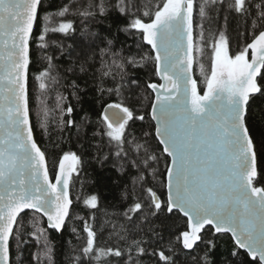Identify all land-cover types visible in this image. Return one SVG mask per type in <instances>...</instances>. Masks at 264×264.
Returning <instances> with one entry per match:
<instances>
[{
  "label": "trees",
  "instance_id": "obj_1",
  "mask_svg": "<svg viewBox=\"0 0 264 264\" xmlns=\"http://www.w3.org/2000/svg\"><path fill=\"white\" fill-rule=\"evenodd\" d=\"M174 0H41L29 40L27 104L34 143L55 182L68 163L69 213L49 228L22 212L10 264H260L230 234L190 223L168 206L170 158L154 132L151 85L159 83L147 26ZM194 88L209 89L220 62L251 58L264 37V0H187ZM221 64V65H222ZM245 114L264 191V63ZM108 104L130 114L115 130ZM73 167H70V161ZM154 195L158 198L155 203Z\"/></svg>",
  "mask_w": 264,
  "mask_h": 264
},
{
  "label": "water",
  "instance_id": "obj_2",
  "mask_svg": "<svg viewBox=\"0 0 264 264\" xmlns=\"http://www.w3.org/2000/svg\"><path fill=\"white\" fill-rule=\"evenodd\" d=\"M40 1L0 0V264H10L9 240L22 212L37 211L49 228H57L70 208L69 164L60 167L52 186L29 121V40ZM146 30L160 80L151 85L150 117L170 158L168 206L187 217L189 236L210 225L264 264V191L252 185L256 160L245 127L246 85L263 66L264 44L250 48L243 78L229 86L226 74L218 76L194 106L187 0ZM102 113L115 130L130 117L115 104Z\"/></svg>",
  "mask_w": 264,
  "mask_h": 264
},
{
  "label": "rangeland",
  "instance_id": "obj_3",
  "mask_svg": "<svg viewBox=\"0 0 264 264\" xmlns=\"http://www.w3.org/2000/svg\"><path fill=\"white\" fill-rule=\"evenodd\" d=\"M180 1L181 0H174V3H175V7H174V10L176 11L179 7V4H180ZM237 2V5L238 6H241L244 2V0H236ZM189 11V8L188 10ZM264 44V37L261 38L260 40H258L257 42H255L251 47L253 48V46H257V45H262ZM250 60L251 59H248V60H245L244 57H240L238 59H236L234 62H231L230 64H220V62L217 64V71H222L224 70L225 71V74H226V80H227V84L230 86L231 83L233 81H237L238 79H241L243 78V75L247 72L248 70V67L250 65ZM222 69V70H220ZM218 76L216 75H213L211 81H210V85H209V89L211 88V85L214 83V81L216 80ZM254 79L253 77H251V79H249V82L247 83L246 87H247V94L254 89ZM209 89L208 91L206 92L205 95H200L197 93L196 89L193 87V92H192V104L195 106L196 105V97L198 96H206L207 93L209 92ZM70 163H72V165L70 164V167L72 168L73 167V161L71 160ZM52 186H55V182L52 183Z\"/></svg>",
  "mask_w": 264,
  "mask_h": 264
}]
</instances>
